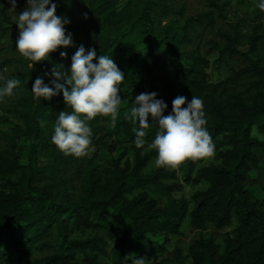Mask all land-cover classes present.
<instances>
[{
    "label": "trees",
    "instance_id": "trees-1",
    "mask_svg": "<svg viewBox=\"0 0 264 264\" xmlns=\"http://www.w3.org/2000/svg\"><path fill=\"white\" fill-rule=\"evenodd\" d=\"M205 1L206 12L163 24L174 0H128L122 6L118 0H53L56 15L70 21L66 34L71 33L73 46L58 49L33 68L21 55L0 63V88L7 79L20 80L10 110L20 124L9 140L24 143L16 148L19 155L0 156V264H102L101 260L133 264L140 257L146 261L166 254L168 236H178L186 221L201 231L208 226L221 230L232 221L235 228L223 235L221 244L200 237L189 245L187 255L175 248L174 264L189 260L191 264H264V193L247 185L259 166L255 150L264 149V143L253 135L255 130L264 137V64L259 55L264 18L258 13L246 52L239 50V28L219 32L218 41L210 42V52L218 55L219 64L232 57L248 64L213 82L205 57L185 51L192 44L190 33L195 27L214 29L217 19L224 20L227 3ZM179 15L183 19L182 11ZM4 22L0 37L18 32L15 22L8 18ZM81 45L95 49L97 55H112L125 81L117 121L113 124L103 116L89 121L94 152L77 158L65 156L51 141L58 113L70 111L62 94L50 100L36 99L31 89L37 76L50 84L54 66L62 64L67 72ZM61 51L67 52L66 58H61ZM137 62L147 81L133 72ZM10 65L21 71L4 74ZM246 80V92H236ZM152 92L168 105L165 115L177 96H185L186 104L192 96L204 102L215 156L208 165L206 160H186L179 166L183 183L206 185L190 202L170 196L180 185L168 184L177 180L169 167L143 173L157 155L150 147L157 129L151 128L145 145L138 148L134 143L137 125L128 115L136 96ZM104 148L116 155L100 166ZM129 152L132 162L127 158ZM40 157L48 163L39 164ZM14 176L16 180L11 181ZM150 194L166 197L167 204L158 206ZM84 232L101 236H83ZM36 254L43 256L37 259Z\"/></svg>",
    "mask_w": 264,
    "mask_h": 264
},
{
    "label": "clouds",
    "instance_id": "clouds-1",
    "mask_svg": "<svg viewBox=\"0 0 264 264\" xmlns=\"http://www.w3.org/2000/svg\"><path fill=\"white\" fill-rule=\"evenodd\" d=\"M6 2L9 11L16 12L17 0ZM256 6L264 11V0H258ZM56 9L53 0H26V7L16 17L18 36L15 49L32 62L31 68L38 62L48 61L50 54L58 49L73 46L71 33L66 34L70 21L56 15ZM60 56L66 58L67 52L61 51ZM51 76L50 84H45L37 76L31 89L36 99L50 100L62 94L66 107L70 109L58 113L51 141L65 156H87L92 137L89 121L103 116L115 124L123 102L120 93L125 75L112 55H97L95 49L86 50L81 45L71 58L70 69L65 72L62 64L54 66ZM19 86V79H7L5 86L0 88V98L12 96ZM156 97L155 92L141 93L133 101L128 119L137 125L136 147H143L148 131L156 127L150 147L157 152V166L177 168L186 160L214 157L216 146L206 127L203 100L192 96L186 104L185 96H177L172 101L171 112L165 115L168 105ZM44 123L41 121L42 126ZM133 264H146L145 258H135Z\"/></svg>",
    "mask_w": 264,
    "mask_h": 264
},
{
    "label": "rangeland",
    "instance_id": "rangeland-1",
    "mask_svg": "<svg viewBox=\"0 0 264 264\" xmlns=\"http://www.w3.org/2000/svg\"><path fill=\"white\" fill-rule=\"evenodd\" d=\"M119 4L122 6L127 3L128 0H118ZM258 0H219V3H227L226 12L224 14L223 19H217L216 26L214 29H210L207 25L201 27H195L193 31L190 33L192 37V44L185 48V51L195 52L205 57L208 61L207 66V74L208 78L211 81L222 80L225 77H230L234 74V72L238 71L241 68H245L248 66L247 62L242 58L232 57L225 58L222 64L217 62L218 55L210 52V42L218 41V33L225 32L228 30H233L239 28V32L241 34L240 39V47L239 50L242 52H246L247 50V38L250 36L252 29L255 25H257L258 21L257 15L258 13H262L264 18V11H260V9L256 6ZM172 12L169 16L163 19L162 23H168L174 19L176 20H185L188 17L197 16L201 13H204L208 10L207 3L205 0H174L172 2ZM0 25L5 26L4 22L5 18H8L12 22L16 23V17L19 12L22 11L26 7V0H17V8L16 12L9 11V4L6 0H0ZM180 11L183 12V19L180 18ZM264 24V22H262ZM264 37V31L259 32ZM18 32L11 31L6 33L0 37V63L8 60V59H18L20 54L15 49V41L17 39ZM259 49V55L262 57V62L264 64V40L262 41ZM133 72H138L142 74L144 80H146L143 74L142 64L137 62L132 67ZM21 71L20 68L16 65H10L4 70V74H14L16 72ZM147 81V80H146ZM145 81V82H146ZM248 81H243L237 86L234 90L236 92L245 93L248 87ZM245 95V94H244ZM15 102V97L12 96H4L0 98V156L11 157L12 153L15 155H19V151L16 150L17 147H24V143L21 140L10 141L9 136L10 133L13 132V128L17 123L15 117L11 115L10 110L12 108L13 103ZM254 137H256L259 141L264 143V137L258 133L253 132ZM110 147V142L107 144ZM108 148H104L99 155V165L103 166L116 155L113 153L110 155L108 153ZM94 150H91L89 154L93 153ZM255 154L259 159V166L256 168L249 176V180L247 182L248 187L251 189L258 190L261 193H264V149L255 150ZM127 158L130 162L133 161V155L129 152ZM157 155L148 163L147 167L143 171L145 175H149L153 171H155L158 166L156 164ZM213 160L208 159L204 162L205 165H208ZM20 163L23 165L26 163L25 160L20 159ZM39 164H46L47 161L44 160L43 157L38 159ZM170 170L176 172L177 180L171 183H178L180 185V189L171 193V197L175 200L185 199L188 202L191 201L192 196L203 189L206 188L205 184H200L197 186L187 185L182 182L181 172L179 171V167L170 168ZM16 177H12L11 181H15ZM151 199L155 200L158 206L163 207L167 204L168 199L159 194H150ZM191 207V204H190ZM235 228V222L232 221L229 227H226L221 230H216L212 227H207V230L201 231L197 230L194 227L190 226L189 222L186 221L183 223L178 236H168L169 243L166 247V254L162 256H152L147 258L145 261L146 264H174L173 251L175 248H179L184 255H187V249L189 245L194 241L199 239L200 237L208 238L211 237L215 241L216 244H221L223 235L226 232H231ZM83 236L90 234L95 235L96 233L84 232ZM101 236V234H96ZM105 237V236H104ZM43 255L36 254L35 258L39 259ZM102 264H107V261L101 260ZM187 264H191L190 260Z\"/></svg>",
    "mask_w": 264,
    "mask_h": 264
}]
</instances>
